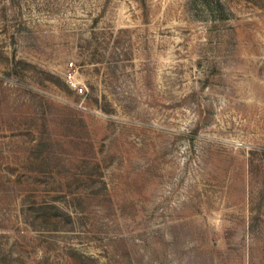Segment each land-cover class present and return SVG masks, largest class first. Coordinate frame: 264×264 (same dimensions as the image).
<instances>
[{"label":"rangeland","instance_id":"rangeland-1","mask_svg":"<svg viewBox=\"0 0 264 264\" xmlns=\"http://www.w3.org/2000/svg\"><path fill=\"white\" fill-rule=\"evenodd\" d=\"M221 2L0 0V264H264V0Z\"/></svg>","mask_w":264,"mask_h":264},{"label":"trees","instance_id":"trees-1","mask_svg":"<svg viewBox=\"0 0 264 264\" xmlns=\"http://www.w3.org/2000/svg\"><path fill=\"white\" fill-rule=\"evenodd\" d=\"M196 1H199L201 4L208 6H212L214 3L222 5L221 0H196Z\"/></svg>","mask_w":264,"mask_h":264},{"label":"built area","instance_id":"built-area-1","mask_svg":"<svg viewBox=\"0 0 264 264\" xmlns=\"http://www.w3.org/2000/svg\"><path fill=\"white\" fill-rule=\"evenodd\" d=\"M71 81H72L74 86L79 88V90H83V88L76 81H74V79L71 78Z\"/></svg>","mask_w":264,"mask_h":264}]
</instances>
